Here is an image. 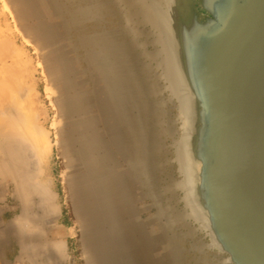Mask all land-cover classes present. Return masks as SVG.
Masks as SVG:
<instances>
[{
  "label": "water",
  "instance_id": "1",
  "mask_svg": "<svg viewBox=\"0 0 264 264\" xmlns=\"http://www.w3.org/2000/svg\"><path fill=\"white\" fill-rule=\"evenodd\" d=\"M54 1L143 133L128 166L177 253L264 264V0Z\"/></svg>",
  "mask_w": 264,
  "mask_h": 264
},
{
  "label": "rangeland",
  "instance_id": "2",
  "mask_svg": "<svg viewBox=\"0 0 264 264\" xmlns=\"http://www.w3.org/2000/svg\"><path fill=\"white\" fill-rule=\"evenodd\" d=\"M68 1L63 0L64 3ZM55 4L54 0H0V173L8 176L12 189L28 204L27 248L16 263L156 264L159 260L158 264H203L187 250L188 244L184 240H177L182 247L177 253L176 241H171L172 231L163 229L162 222L155 216V208L146 197L140 179L128 166L131 126L123 117L124 123L119 126L114 112V108L119 112L117 106L112 105L110 110L106 108L110 93L92 64L90 50L75 47V37L65 27L63 15ZM107 20L105 26L115 28L114 20L110 17ZM87 24L94 28L91 23ZM100 101L105 104L102 108ZM20 120L24 123L18 125ZM119 121L121 123V117ZM35 124L44 134H38L39 130L32 126ZM17 132H20L19 138H15ZM21 134L25 135V140L35 142H25ZM45 134L49 144L43 141ZM123 135L127 136L128 143ZM32 136L39 139H32ZM36 141L50 146H47L49 151L43 145L39 148ZM39 149L45 156L40 153L37 158ZM43 199L47 203H43ZM43 204L50 208L46 206L47 214L43 212V208L46 209ZM64 213L71 227L65 232L73 235L65 251L55 240L58 237L55 228ZM116 234L119 238L123 235L121 242ZM59 251L63 253L64 261L49 259L51 253L60 258ZM140 253L144 254L140 256ZM135 259H139L138 262Z\"/></svg>",
  "mask_w": 264,
  "mask_h": 264
},
{
  "label": "crops",
  "instance_id": "3",
  "mask_svg": "<svg viewBox=\"0 0 264 264\" xmlns=\"http://www.w3.org/2000/svg\"><path fill=\"white\" fill-rule=\"evenodd\" d=\"M39 202L42 204L41 199ZM27 207V202L12 189L8 176L0 173V264H17L16 262L23 257L28 243ZM61 217L55 228L58 235L55 240L62 244L61 247L65 251L68 243L71 244L73 235L65 232L71 228L69 218L65 213L61 214ZM49 259L59 262L60 259L64 261L65 257L63 253L60 258L51 254Z\"/></svg>",
  "mask_w": 264,
  "mask_h": 264
},
{
  "label": "bare ground",
  "instance_id": "4",
  "mask_svg": "<svg viewBox=\"0 0 264 264\" xmlns=\"http://www.w3.org/2000/svg\"><path fill=\"white\" fill-rule=\"evenodd\" d=\"M34 2H35V0H34ZM54 2H55V1H54ZM55 5H56V4H55ZM56 6H57V5H56ZM35 7H36V6H35ZM35 7H34V8H35ZM21 9H22V8H21ZM48 10H49V9H48ZM20 11H21V10H20ZM34 12H35V11H34ZM37 12H38V11H37ZM59 12H60V10H59ZM39 13H40V12H39ZM28 15H29V14H28ZM20 16H21V15H20ZM38 23H39V21H38ZM22 25H23V24H22ZM52 35H53V34H52ZM88 39H89L90 41H96V38H95V37H89ZM99 41H101L103 44H106V42H104V40L101 39V38H100ZM54 48H55V47H54ZM51 49H52V48H51ZM58 49H59V48H58ZM66 49L68 50V48H66ZM71 49H72V48H71ZM67 50H66V52H67ZM68 51H69V50H68ZM88 51H89V50H88ZM70 52H71V51H70ZM57 53H58V52H57ZM68 53H69V52H68ZM100 54H101V53H100ZM45 55H46V54H45ZM54 55H55V54H54ZM61 55H62V53H61ZM88 55H89V54H88ZM90 55H91V54H90ZM81 56H82V55H81ZM49 58H50V57H49ZM46 60H47V59H46ZM90 60H91V59H90ZM66 61H67V60H66ZM96 61H97L96 63L99 64V60H98L97 58H96ZM91 62H92V61H91ZM93 63H94V62H92V64H93ZM86 66H87V65H86ZM92 66H93V65H92ZM93 67H94V66H93ZM75 73H76V72H75ZM84 74H85V73H84ZM61 75H62V74H61ZM61 75H60V76H61ZM73 75H74V74H73ZM75 76H76V75H75ZM128 77H129V75L127 74V78H128ZM100 78H102V77H100ZM66 79H67V78H66ZM66 79H65V80H66ZM73 79H74V78H73ZM82 79H83V78H82ZM70 80H71V79H70ZM68 81H69V80H68ZM88 81H90V80H88ZM66 82H67V81H66ZM63 83H64V82H63ZM68 84H69V83H68ZM77 84H78V83H77ZM103 84H104V88L107 89V91H108V84H107L106 82L103 83ZM63 85H64V84H63ZM88 85H89V84H88ZM67 86H68V85H67ZM72 86H74V85H72ZM81 86H82V85H81ZM77 88H78V87H77ZM101 88H102V87H101ZM59 89H60V88H59ZM78 90H79V89H78ZM91 90H92V89H91ZM80 91H81V90H80ZM101 91H102V90H101ZM84 92H85V91H84ZM99 92H100V91H99ZM109 93H110V92H109ZM77 94H78V93H77ZM96 94H97V93H96ZM113 94H114V93H113ZM113 94H112V95H113ZM78 95H79V94H78ZM78 95H77V97H79ZM81 95H82V94H81ZM122 95H123V94H122ZM84 96H85V95H84ZM103 96H104V95H103ZM113 96L116 97V96H118V95H113ZM123 96H124V95H123ZM68 97H69V96H68ZM81 97H82V96H81ZM91 97H92V95H91ZM110 97H111V93H110ZM81 99H82V98H81ZM90 99H92V98H90ZM82 100H83V99H82ZM94 100H95V99H94ZM126 100H127V103H128L129 105H131V100H130V99H126ZM56 101H57V100H56ZM62 101H63V99H62ZM101 102H102V103H101ZM104 102H105V100H104ZM104 102H103V101H100V102H99L101 108L103 107V105H105ZM89 104H90V103H89ZM112 105L116 106V103L113 104V99H112V97H111V99H110V103H109L108 100H107V105H106L107 107H106V108L110 110V108H111ZM62 106H63V105H62ZM79 106H80V105H79ZM81 106H82V105H81ZM85 106H86V105H85ZM87 106H88V105H87ZM87 106H86V107H87ZM74 107H75V106H74ZM82 107H83V106H82ZM93 107H94V106H93ZM67 108H68V106H67ZM70 108H71V107H70ZM90 108H91V107H90ZM96 108H97V107H96ZM101 108H100L99 110H101ZM79 109H81V107H80ZM92 109H93V108H92ZM107 109H106V110H107ZM64 110H67V109H64ZM81 110H82V109H81ZM103 110H104V109H103ZM109 110H108V111H109ZM61 111H62V110H61ZM82 111H83V110H82ZM90 111H91V110H90ZM73 112H74V111H73ZM97 112H98V111H97ZM100 112H101V111H100ZM105 112H106V111H105ZM114 112H115V115H116V121L118 122V124H119V126H120V125L123 123V122H122V118H121V123H120L119 119H120L121 116H119V114H117L118 111H116L115 108H114ZM76 113H77V112H76ZM78 113H79V112H78ZM108 113H109V112H108ZM118 113H119V112H118ZM82 114H83V113H82ZM82 114H80V115H82ZM84 114H85V112H84ZM86 114H87V113H86ZM95 114H96V113H95ZM98 114H99V113H98ZM87 115H88V114H87ZM90 115H92V114H90ZM93 115H94V114H93ZM100 115H101V114H100ZM23 116H24V115H23ZM23 116H22V117H23ZM33 116H36V115H33ZM95 116H96V115H95ZM110 116H111V115H110ZM113 116H114V115H113ZM10 117H12V115H11ZM10 117H7V118L10 119ZM24 117L27 118V116H24ZM106 117H107V116H106ZM14 118H15V117H13V119H14ZM18 118H19V117H18ZM18 118H17V119H18ZM30 118H33V117H30ZM36 118H37V117H36ZM68 118H69V115H68ZM91 118H92V117H91ZM93 118H94V117H93ZM107 118H108V117H107ZM110 118H111V117H110ZM113 119H114V118H113ZM11 120H12V119H11ZM15 120H16V119H15ZM21 120H22V119H21ZM21 120H20V121H21ZM85 120H86V119H85ZM94 120H95V119H94ZM98 120H100V119H98ZM104 120H105V119H104ZM13 121H14V120H13ZM16 121H17V120H16ZM20 121H18V122H19V123H17L18 125L24 123V122H22V121H21V123H20ZM86 121H87V120H86ZM9 122H10V121H9ZM106 122H107V121H106ZM109 122H110V121H109ZM88 123H89V122H88ZM91 123H92V122H91ZM103 123H105V122H103ZM81 124H82V122H81ZM111 124H112V123H111ZM12 125H13V124H12ZM90 125H91V124H90ZM24 126H25V125H24ZM32 126L36 128L37 125L35 124V126H34V125H32ZM68 126H69V125H68ZM81 126H82V125H81ZM111 127L113 128V125H111ZM111 127H110V128H111ZM31 128H32V127H31ZM35 128H34V130H35ZM40 128H41V127H40ZM18 129H19V128H18ZM36 129H37V131L39 130L38 127H37ZM42 129H43V128H41V130H42ZM19 130H20V129H19ZM21 130H22V129H21ZM21 130H20V131H21ZM81 130H82V129H81ZM43 131H44V130H43ZM78 131H79V130H78ZM38 132H39L38 134H40L42 131L40 132V130H39ZM45 132H46V131H45ZM88 132H89V131H88ZM112 132H113V131H112ZM19 133H20V132H17V137L15 136V138H19V137H18V136H20ZM29 133H30V132H29ZM32 133H33V131H32ZM32 133H31V134H32ZM58 133H59V132H58ZM15 134H16V133H15ZM18 134H19V135H18ZM22 134H23V133H22ZM22 134H21V136H22ZM41 134H44V133L42 132ZM46 134H47V132H46ZM46 134H45V138L43 137V141H44V140L46 141V138H47V137H46V136H47ZM115 134H117V132H116ZM26 135H28V134H26ZM36 135H37V134H36ZM142 135H143V133H142V134L135 133V138H134V140H132L131 136H130V139H128V140H129V143H130V145H131V147H130L129 149L131 150V148H132L133 151H134V149H135V151H134V153H135V154H134V158H133V156L130 154V156L128 157V158H129L128 161H130V159L132 158V159H133V161H132V166L135 167V168L138 169V170H139V169L141 170V168H142V167H141V164L144 165V162L142 161V155H141L140 152H139L140 147H141V145H142V144H141ZM34 136H35V135H34ZM39 136H40V135H39ZM114 136H115V135H114ZM119 136L121 137V134H119ZM128 136H129V135H128ZM22 137L24 138L25 135H23ZM26 137H28V136H26ZM80 137H81V136H80ZM82 137H83V136H82ZM111 137H112V136H111ZM123 137L126 139V142L128 143V141H127V136H126V135H123ZM33 138H34V137L32 136V139H33ZM91 138H92V137H91ZM91 138H90V139H91ZM114 138H115V137H114ZM28 139H29V138H28ZM34 139H35V140H38L39 138L36 139V137H35ZM41 139H42V138H41ZM98 139H99V138H98ZM116 139H117V138H116ZM20 140L22 141L21 137H20ZM24 140H25V138H24ZM91 140H92V139H91ZM17 141H18V139H17ZM28 141H30V140H25V142H28ZM32 141H33V143L35 142L34 140H31L30 142H32ZM48 141H49V140L47 139V141H46L47 144H49ZM95 141H96V140H95ZM99 141H100V139H99ZM133 141H134V142H133ZM22 142H24V141H22ZM36 142H38V144H40V145H38V147L40 146L39 148H41L42 145H43V147H45V148H47V146H48L46 143H44V144H43V143H39V142H41V141H36ZM92 142H93V141H92ZM92 142H91V143H92ZM105 143H108V142H105ZM110 143H111V142H110ZM12 144H13V142H12ZM29 144H32V143H29ZM96 144H97V142H96ZM103 144H104V143H103ZM117 144H118V142H117ZM117 144H116V145H117ZM119 144H120V143H119ZM34 145H35V144H34ZM98 145H99V144H98ZM100 145H101V144H100ZM108 145H109V143H108ZM32 146H33V145H32ZM106 146H107V145H106ZM35 147L37 148V146H36V145L33 146L34 151L37 150ZM48 147H50V146H48ZM102 147H103V146H102ZM35 149H36V150H35ZM47 149H48V151H49L50 148H47ZM47 149L44 150V148H43V150H44L45 152H48ZM93 149H94V148H93ZM105 149H106V148H105ZM39 150H40V149H39ZM41 150H42V149H41ZM41 150H40V152L37 151V158H38V154L40 155ZM119 150H120V149H119ZM90 151H91V150H90ZM90 151H89V152H90ZM117 151H118V149H117ZM22 152H25V151H22ZM45 152H42V153H44L43 156H45ZM80 152H81V151H80ZM83 152L86 153L87 151H86V152L83 151ZM114 152H115V151H114ZM29 153H30V152H29ZM35 153H36V152H35ZM35 153H34V154H35ZM42 153H41V155H42ZM87 153H88V152H87ZM90 153H91V152H90ZM120 153H122V152H119V154H120ZM129 153H130V152H129ZM80 154H82V153H80ZM119 154H118V155H119ZM10 155H11V154H10ZM41 155H40V156H41ZM84 155H85V154H84ZM88 155H89V154H88ZM35 156H36V155H35ZM40 156H39V157H40ZM81 156H83V155H81ZM85 156H87V155H85ZM85 156H84V157H85ZM107 156H108V155H107ZM125 156L127 157L128 154H127V155L125 154ZM10 157H11V156H10ZM19 158H21V157H19ZM82 158H83V157H82ZM82 158H81V159H82ZM9 159H10V158H9ZM39 159H40V158H39ZM35 160H36V158H35ZM37 160H38V159H37ZM128 161H127V162H128ZM22 162H23V161H22ZM27 162H28V161H27ZM30 162H31V161H30ZM36 162H37V161H36ZM38 162L40 163L39 160H38ZM28 163H29V162H28ZM23 165H24V164H23ZM30 166H31V165H30ZM33 166H34V165H33ZM109 166H110V165H109ZM87 168H88V166H87ZM25 169H26V168H25ZM100 169H101V168H100ZM30 170H31V169H30ZM1 171H2V170H1ZM2 172H3V171H2ZM114 172H115V171H114ZM131 172H132V171H131ZM120 173H121V172H120ZM120 173H119V174H120ZM132 173H133V172H132ZM124 174H125V173H124ZM129 174H130V173H129ZM93 175H94V174H93ZM102 176H103V175H102ZM115 176H116V175H115ZM122 177H123V176H122ZM83 178H84V177H83ZM103 179H104V178H103ZM125 179H126V178H125ZM114 180H115V179H114ZM123 180H124V179H123ZM97 181H98V179H97ZM97 181H96V182H97ZM101 181H102V180H101ZM139 181H140V180H139ZM103 182H104V181H103ZM98 183H99V182H98ZM105 185H106V184H105ZM109 185H110V184H109ZM106 186H107V185H106ZM96 187H97V186H96ZM99 187H100V186H99ZM103 187H104V185H103ZM41 188H42V187H41ZM100 189H101V188H100ZM108 189H109V188H108ZM44 190H47L46 187H45ZM96 190H97V189H96ZM102 190H103V189H102ZM36 191H37V189H36ZM40 191H41V189H40ZM40 191H39V192H40ZM86 191H87V189H86ZM43 192H44V191H43ZM82 192H83V191H82ZM110 193H111V192H110ZM39 194H40V193H39ZM41 194H42V193H41ZM45 194H46V193H45ZM45 194H42V195H45ZM37 195H38V193H37ZM93 195H94V194H93ZM48 196H49V195H48ZM127 196H128V195H127ZM131 196H132V195H131ZM45 197H47V196H45ZM45 197H44V198H45ZM125 197H126V196H125ZM119 198H120V197H119ZM85 200H86V199H85ZM42 201H44L43 203H47V202L49 201V199L47 198V202H46L44 199H43ZM36 203H37V202H36ZM49 203H50V201H49L47 204H49ZM47 204H46V205L43 204V205H45V207H46ZM126 204H127V203H126ZM49 205H50V208H51L52 205H51V204H49ZM38 206H39V205H38ZM40 206H42V204H40ZM149 206H150V205H149ZM43 207H44V206H43ZM47 207L49 208V206H47ZM47 207H46V209L43 208V209H44L43 212L46 213ZM127 207H128V206H127ZM50 208H49V210H50ZM52 208L54 209V207H52ZM40 210H41V208H40ZM49 210H48L47 212H49ZM51 210H52V209H51ZM52 211H53V210H52ZM91 211H92V210H91ZM109 211H110V210H109ZM43 212H42V213H43ZM53 212H54V211H53ZM53 212H52V213H53ZM45 213H44L43 215H45ZM55 213H56V210H55ZM112 213H113V212H112ZM128 213H129V212H128ZM46 214H47V213H46ZM109 214H110V213H109ZM116 214H117V213H116ZM43 215H42V216H43ZM48 215H49V214H48ZM50 215H51V211H50ZM162 215H163L162 209L159 207V209H158V216H162ZM92 216H93V215H92ZM98 216H99V215H98ZM106 216H107V215H106ZM44 218H45V217H44ZM44 218H42V219H44ZM103 219H105V218L103 217ZM106 219H107V218H106ZM83 220H84V219H83ZM115 221H116V220H115ZM119 221H120V220H119ZM133 223H134V222H133ZM26 224H27V223H26ZM136 229H137V228H136ZM163 229H164V228H163ZM92 230H93V229H92ZM121 230H122V229H121ZM114 231H115V230H114ZM120 232H121V231H120ZM136 232H137V231H136ZM114 234H115V233H114ZM124 234H125V233H124ZM126 234H127V233H126ZM147 234H148V233H147ZM116 235H117V234H116ZM118 235H119V234H118ZM118 235H117L116 237H118ZM141 235H142V234H141ZM109 236H110V235H109ZM109 236H108V237H109ZM114 236H115V235H114ZM120 236H121L120 238L123 237V235H120ZM127 236H128V235H127ZM144 237H146V236H144ZM111 238H112V237H111ZM118 238H119V237H118ZM120 238H119V241H120ZM133 238H134V237H133ZM139 238H140V237H139ZM136 239H137V238H136ZM140 239H141V241H142V238H140ZM143 239H144V238H143ZM106 240H107V239H106ZM112 240H113V239H112ZM146 240H147V239H146ZM114 241H115V240H114ZM139 241H140V240H139ZM143 241H144V240H143ZM58 242H59V241H58ZM117 242H118V240H117ZM120 242H121V241H120ZM146 242H147V241H145V243H146ZM54 243H55V242H54ZM103 243H104V242H103ZM112 243H113V242H112ZM148 243H149V242H148ZM52 244H53V243H52ZM95 244H96V243H95ZM117 244H118V243H117ZM141 244H143V243L141 242ZM146 244H147V243H146ZM53 245H54V244H53ZM57 245H58V244H57ZM61 245H62V244H60V246H61ZM99 245H100V244H99ZM103 245H104V244H103ZM138 245L140 246L139 243H138ZM143 245H144V244H143ZM147 245H148V244H147ZM100 246H101V245H100ZM114 246H115V244H114ZM118 246H119V245H118ZM134 246H135V245H134ZM134 246H133V247H134ZM162 246H163V244H162ZM52 247H53V246H52ZM92 247H93V246H92ZM136 247H137V246H136ZM144 247H145V246H144ZM147 247H148V246H147ZM147 247H146V249L149 248V247H148V248H147ZM173 247H174V246H173ZM56 248H57V246H56ZM56 248L54 247L55 250H56ZM59 248H62V247H59ZM116 248H117V247H115V249H116ZM119 248H120V247H119ZM119 248H118V249H119ZM134 248H135V247H134ZM134 248H133V249H134ZM164 248H166V245H165ZM62 249H63V248H62ZM97 249H98V248H97ZM105 249H107V248L105 247ZM129 249H130V248H129ZM146 249H143V250H146ZM161 249H162V247H161ZM134 250H135V249H134ZM148 250H149V249H148ZM148 250H147V251H148ZM56 251H57V250H56ZM63 251H64V250H63ZM87 251H88V250H87ZM114 251L117 252V250H114ZM130 251H131V250H130ZM147 251H146V252H147ZM59 252H60V254H61V251H59ZM98 252H99V251H98ZM121 252H122V250H121ZM137 252L139 253L140 251H137ZM160 252H161V250H160ZM160 252H159V253H160ZM163 252H164V251H163ZM163 252H162L161 254H163ZM56 253H57V252H56ZM144 253H145V252H144ZM144 253H142V254L140 253V254H141L140 256H142ZM51 254H52V253H51ZM134 254H135V253H134ZM39 255H40V254H39ZM41 255L43 256V253H42ZM53 255H54V254H53ZM53 255H52V256H53ZM61 255H62V254H61ZM121 255H122V254H121ZM135 255H136V254H135ZM144 255H146V253H145ZM150 255H151V252H150ZM155 255H156V254H155ZM158 255H160V254H158ZM54 256H56V255H54ZM147 256H149V254H147ZM162 256H163V255H162ZM171 256H172V255H171ZM56 257H57V256H56ZM111 257H112V256H111ZM34 258H35V257H34ZM57 258H58V257H57ZM126 258H127V257H126ZM140 258H141V257H140ZM142 258H144V257H142ZM142 258H141V259H142ZM153 258H154V257H153ZM164 258H165V256H164ZM55 259H56V258H55ZM122 259H123V258H122ZM156 259H157V258H156ZM158 259H159V258H158ZM160 259H161V258H160ZM34 260H35V259H34ZM34 260H33V261H34ZM43 260H44V259H43ZM88 260H89V259H88ZM108 260H109V259H108ZM119 260H120V259H119ZM126 260H128V258H127ZM135 260H136V259H135ZM138 260H139V259H138ZM138 260H136V261L138 262ZM91 261H92V259H91ZM120 261H121V260H120ZM128 261H129V260H128ZM133 261H134V259H133ZM144 261H146V260H144ZM144 261H143V262H144ZM149 261L151 262L150 259H149ZM158 261H159V260H158ZM158 261L156 260V262H157L156 264H158ZM134 262H135V261H134ZM139 262H140V261H139ZM159 262H161V261H159ZM162 262H163V261H162ZM165 262H166V261H165ZM117 263H118V262H117ZM124 263H125V262H123V264H124ZM140 263H141V262H140ZM146 263H148V261H147ZM43 264H44V263H43ZM100 264H101V263H100ZM128 264H129V262H128ZM132 264H133V263H132ZM134 264H136V263H134ZM143 264H144V263H143ZM149 264H150V263H149ZM152 264H153V263H152Z\"/></svg>",
  "mask_w": 264,
  "mask_h": 264
}]
</instances>
